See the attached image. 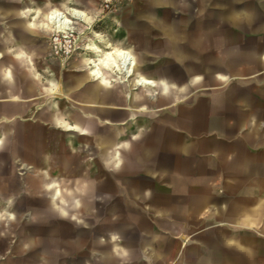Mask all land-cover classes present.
<instances>
[{
  "label": "crops",
  "instance_id": "1",
  "mask_svg": "<svg viewBox=\"0 0 264 264\" xmlns=\"http://www.w3.org/2000/svg\"><path fill=\"white\" fill-rule=\"evenodd\" d=\"M32 1L0 0V15L11 19L12 15H19L27 21L31 31L43 35L51 33L49 16L53 10L63 11L70 17L73 10H78L85 12L86 16L83 20H75V25L81 22L90 26L89 36L86 37V43L79 47L83 52L79 55V61L71 66L72 73L54 69L52 66L56 65L45 63L46 53L35 54V59L39 61L35 65L29 64L27 61L29 56L19 49L2 56L1 60L5 63L0 64L3 66L0 67V154L3 152L8 154L11 150L15 158L25 159L30 164L44 163L43 170L38 171L40 180L31 179V186L36 191L43 189L46 192L48 200L53 204L52 211L59 218L75 224L77 223L75 211L82 213L86 209L81 201L85 186L79 179L75 188L69 186L67 183L69 176L64 175L71 170L67 168L66 163H77L82 160L78 171L84 170L96 175L98 187L103 180L111 181L105 178L109 175L126 178L154 176L156 184L160 185L154 201L163 209H171L173 214L162 222L150 223L168 237L177 238L174 240L176 245L169 253L165 264H184L185 252L189 257L193 256L192 262L189 260L188 264H199L201 260L204 264H264V235L226 239L222 241L226 250L218 252V255L206 251L199 256L190 247L191 244L196 245L198 241L181 242L183 235L180 233L189 225L191 219L195 225V212L199 216L201 211L208 208L234 211V222L228 223L232 226L259 225L258 220L264 221V183L259 185L262 187L260 192L252 189V186L249 187L258 177L259 168L250 167L251 161L244 158L242 150L243 147H247L252 151H258V148L264 147V120L261 123L263 135L259 138L252 136L253 133H258L260 128L257 98L264 96V82L255 93L239 82L262 75L264 81V72L254 76L264 71V52L260 63L258 58L247 51L259 66L246 76L236 66L231 67V70L228 67L229 63L219 61L226 65L229 73L234 72L233 75L239 77L231 82L236 88L233 95L226 92L228 81L221 72H217L218 74L211 78L208 67H204L207 72L209 71L206 74L207 79H212V83L206 85L201 84V78L206 71L194 73V90L200 92L193 100L194 95L191 92L184 91V87H179L167 76L157 77L137 66L136 56L132 51L134 45H138L139 48L143 47L153 53L147 47L153 38L164 37L167 41L173 38L175 44L183 45L177 42L182 37L180 17L176 13L181 5L180 0L177 2L139 0L137 6L140 9L129 11L123 21L132 38V45L122 41L113 42L92 29L93 19L86 10L70 7L67 2L62 9H54L44 0H41L42 8H35ZM205 2L217 6L214 12L219 19L225 20L230 15L236 16L244 12L247 19L253 16L252 9L245 11L241 8L230 14H218V9L224 10L223 4L217 3L216 0ZM236 4L243 3L236 0ZM131 29L145 34L144 43L140 35L136 38L131 34ZM154 29L157 31L155 35L148 32ZM210 30L209 25L204 26L203 35L209 34ZM241 34L242 32L239 33ZM93 45L103 51L122 50L130 54L134 61V66L130 67L133 69L132 74L111 68L110 70L99 63V54L92 50ZM252 49L257 48L251 47L250 50ZM88 56H92V60L97 61V66L102 67L101 77L93 73L94 67L88 62ZM200 60L211 63V60ZM10 61L12 64H9ZM32 66H37V69ZM44 71L48 72V76ZM144 81L149 83H143ZM210 85L218 88L201 90L202 87ZM132 86H137L139 91H132ZM19 93L27 98H19ZM149 94L159 96L156 102L160 106L167 105L172 99L183 97L178 101L181 111L177 124L158 122L159 119L167 118L168 109L152 111L145 107L139 108L141 106L139 104L149 99ZM247 94L250 95V99L246 98ZM41 98L44 99L34 105L24 104ZM209 101L219 102L212 110L205 109L204 105ZM185 107L193 108V114L187 116L184 113ZM141 117L147 119L146 122H140ZM16 119L32 123L16 125L14 122ZM124 122L127 123L123 124ZM134 124L135 130L131 131ZM168 131L195 138L196 141L184 144L170 141L167 139L168 135L171 136ZM228 131L236 133L232 135ZM18 133L26 139L24 145H21V150L16 143ZM243 134L246 138L239 139L238 136ZM242 141L246 144L244 145ZM232 147L238 148V151L231 153ZM167 150L180 152L184 157H192L191 161L176 162L177 167L184 164L186 168L184 174L169 177L162 173V169L170 164L158 161V158ZM99 169L106 172L102 177H99ZM46 174L49 177H46ZM217 181H221L219 189L214 186ZM111 183L117 188L118 184L113 181ZM115 190L110 189L105 193H114ZM184 193L187 194L185 203L179 202L177 195ZM213 196L215 198H212ZM106 198L108 200V197ZM10 208V199L6 202L0 200V219L12 215ZM147 211V208H144V212ZM172 232L179 235H172ZM128 240H132V237L129 236ZM258 243L262 244L260 249L256 245ZM160 252L163 253L164 249ZM111 260L113 259L107 263L110 264Z\"/></svg>",
  "mask_w": 264,
  "mask_h": 264
},
{
  "label": "rangeland",
  "instance_id": "2",
  "mask_svg": "<svg viewBox=\"0 0 264 264\" xmlns=\"http://www.w3.org/2000/svg\"><path fill=\"white\" fill-rule=\"evenodd\" d=\"M44 1L49 7L54 9H62L64 3L67 2V5L70 7L88 11L93 19L92 29L102 33L113 42L122 41L128 45H132V38L129 36L123 21L129 11L134 12L140 9L137 6L138 2H140L139 0ZM238 1L239 3L251 4L253 15L251 19L245 17V12L238 13L236 16L230 15L225 20L219 19L214 12V8L217 6L213 3L208 4L203 0H180L181 5L176 12L180 19L185 15H191L193 19L181 25L183 38L181 37L177 42L188 45L190 50L194 52L193 56L195 57L211 60V62L224 60L229 63V68H235L236 66L246 76L256 70L259 64L255 58L245 52L249 51L251 47L261 49L264 46V0ZM32 2L35 8L43 7L41 0H33ZM206 25H209L211 30L209 34L203 35V29ZM73 28L69 34H43L47 46L44 62L49 65H56L52 67L57 70H66L68 73H72L73 69L71 66L79 61V55L83 52L79 47L86 43L90 26L81 22L75 25L74 20ZM240 32H242L241 35H239ZM147 47L153 53H158L159 55L163 53L166 55L169 51V42L164 37L153 38V41ZM165 65L166 60L164 59L154 66ZM44 74L48 76V72L44 71ZM239 82L255 93L264 81L262 75L255 79L248 78ZM15 94L18 93L15 92ZM4 97L1 96V98ZM19 98L25 99L27 97L19 93ZM43 99L31 100L24 104L34 105ZM257 109L260 128L258 133H253V138H259L263 135L261 123L264 120V96L257 98ZM139 120L144 123L147 119L141 117ZM14 122L16 125L32 123V121H25L23 119H16ZM136 122L139 121L136 120ZM134 126L135 124L132 125L131 131L135 130ZM228 132L232 133V135L236 133L235 131ZM18 134L16 143L19 146V150H21V145H24L26 139L20 133ZM238 137L241 140H244L242 138H246L244 134ZM242 143L246 144L245 141H242ZM242 150L244 158L251 161L250 167L254 168L258 166L259 168L258 177L249 187L252 186V189L255 188L257 192H260L262 191V187L260 186L264 183V147L258 148V151H252L247 147H243ZM234 151H238V148L232 147L231 153H234ZM7 155L6 152L0 154V200L6 202L10 199L12 215L9 218L3 217L0 219V264H81L84 252L89 247L88 239L76 238L73 235L75 223L63 220L55 213L42 207L41 198L38 197L36 190L30 184L28 176L24 173L25 168L19 163L15 164L9 160ZM99 170V177L105 175L106 172L103 169ZM243 181L245 182V180ZM16 182L24 183L19 195V204L22 205L28 202L36 206L35 210H32V208L19 209L18 213L14 212L12 191ZM214 186L219 189L221 181L214 183ZM99 188V193H105V191L110 189H116V185L106 179L101 181ZM177 198L179 202L185 203L187 194H178ZM212 198L215 197L213 196ZM102 200L105 201L107 198L105 197ZM100 202L103 204V201ZM128 213L136 214L138 212L132 209ZM195 213V225H193V219H191L192 221L189 225L185 226L183 231L180 232L183 235L181 242L184 240H187L188 243L192 241H204L208 247L207 251L213 252L216 255H218V252L226 250L220 239L223 233L228 234V239L232 240L251 235H264V221L258 220L259 225H229V222H234V211H218L208 208L201 211L198 214L199 216H197V212ZM143 220L147 222L148 219L144 218ZM48 224L55 226L54 233L48 234L46 232ZM27 234L33 236L35 245L33 247L27 244L17 245V239ZM172 235H179V233L172 232ZM256 245L259 248L262 244L258 243ZM190 247L195 251V244H191ZM94 258L95 264H98L99 258L97 254H94ZM216 261L217 259L214 260V262Z\"/></svg>",
  "mask_w": 264,
  "mask_h": 264
},
{
  "label": "water",
  "instance_id": "3",
  "mask_svg": "<svg viewBox=\"0 0 264 264\" xmlns=\"http://www.w3.org/2000/svg\"><path fill=\"white\" fill-rule=\"evenodd\" d=\"M143 2H152L154 0H142ZM172 2H177L178 0H170ZM208 1V0H203ZM217 3L223 4L224 10H217L218 14H230L236 11L237 8H241L245 11H250L252 9L251 4L243 3L236 4V0H216ZM18 8V7H17ZM11 18L3 17L0 15V64L5 61L1 60L2 56L6 53H11L13 50H20L24 54L29 56L27 60L29 64L35 65L38 60L35 59V54H44L47 51V46L45 44V38L40 33H35L28 28V23L19 15H12ZM193 19L190 15H185L180 19L182 24L189 22ZM181 27V26H180ZM131 34L134 37L139 35L142 37V43H144L145 34L139 33L136 29H131ZM149 33L155 35L157 31L150 30ZM170 50L166 55L158 53H150L145 48H139L138 45H134L133 52L136 56V65L141 66L146 72L154 74L157 77L167 76L169 80L177 84L179 87H184V91L191 92L194 98L198 97L200 90H194V73L206 71L204 67H208V71L211 78L212 76L221 72L224 74L228 81V88L226 92L228 95H233L236 91L234 85L231 83L235 79L239 78L233 74L229 73L226 65L223 62L212 61L211 63L203 62L199 58H194V52L190 50L188 45H177L174 43V39L170 38ZM250 54L258 58L259 62L262 63L261 56L264 52V46L261 49H252L248 51ZM248 52H245L246 54ZM34 56V57H33ZM166 60L165 66H154L161 60ZM9 64H12L10 61ZM3 67V66H0ZM12 68L13 66H7ZM37 69V66H32ZM202 76L201 84H211L212 79H207L206 74ZM254 74L258 76L263 73ZM41 75L40 72H38ZM129 77V76H127ZM174 77V78H173ZM132 91L138 92L139 88L137 86H132ZM216 86H204L201 90H212L216 89ZM149 99L144 100V103L139 108L145 107L152 111H160L162 109H168L169 113L166 119H159L158 122L163 124H177L179 114L181 111V106L178 105L183 97H178L172 99L165 106H160L157 103L158 95H150ZM250 95L247 94L246 98ZM127 100H129V93H127ZM219 101H209L205 103V109H213ZM186 108V107H185ZM187 116L193 114V108L187 107L184 110ZM247 115H249L247 113ZM124 122L123 124H126ZM168 129V127L166 128ZM169 130V129H168ZM171 136L167 137L170 141H176L180 144L193 143L196 141L195 138H190L188 136H182L177 134H172L168 131ZM173 135V136H172ZM11 138H8V140ZM180 153V152H179ZM176 151H164L158 158V161L168 162L169 166H164L161 171L166 176H174L175 174L186 172V168L183 165L177 167L176 162H187L191 161L192 157H184L183 154H179ZM8 159L15 164H20L25 168V175L28 179H39L38 171H42L44 163L40 162L36 164H30L25 159L15 158L12 151L8 152ZM161 157V158H160ZM66 163L67 168L71 171H67L64 176H69L67 183L70 187L75 188L78 179L83 182L85 186L84 195L81 197L82 204L86 206L84 212L75 211L76 214V224L74 228L73 235L78 239L87 238L89 241V247L84 252V256L81 264H95L94 254H97L99 261L98 264H108L107 261L110 259L112 262L110 264H165L169 253L176 245L174 240L177 238H170L165 233H162L155 229L150 222H162L166 218L172 216L173 211L169 208H161L158 206L155 199V194L159 191V186L156 184V178L154 176H142L138 178H126L117 175H109L108 177L111 181L118 184L114 193H99L100 188L98 187V179L96 175H91L86 171H78L80 163ZM173 164V165H171ZM175 164V165H174ZM45 170V169H44ZM47 171V170H45ZM78 171V172H77ZM166 171V173H164ZM65 172V170H63ZM161 173V172H160ZM46 177L49 175L46 174ZM104 178V177H103ZM40 180V179H39ZM83 180V181H82ZM177 181V180H176ZM24 183L16 182L13 187V200H14V212L18 213L19 209L25 210L30 209L35 210L36 206L25 203L19 204V195ZM168 189H170L168 187ZM173 190V189H170ZM38 197L42 200V207L46 210L54 213L52 211L53 204L52 201L48 200V195L43 189L36 191ZM151 197L149 198V196ZM103 197H108V200H102ZM103 201V204L100 202ZM144 208H147V212H144ZM134 209L138 213L132 214L128 213L130 210ZM101 212V214H99ZM186 212H183V214ZM148 219L147 222L143 219ZM185 217L182 218L184 220ZM46 232L52 234L55 232V226L48 224ZM131 236L132 240H128ZM229 238V235L223 233L220 237L222 241ZM27 244L30 247L35 245L33 236L22 235L17 239V245ZM189 245V244H188ZM188 245H185L186 247ZM17 247V246H16ZM184 248V246H183ZM117 249L119 251H117ZM161 249L164 252L161 253ZM208 249L204 241H198L196 243L195 254L202 256L204 252ZM192 250V249H191ZM187 251V250H186ZM115 257V258H114ZM151 258V260L149 259ZM192 257H189L185 252L183 261L184 264H188L189 260L192 262ZM147 259V261H146ZM199 264H204L201 260Z\"/></svg>",
  "mask_w": 264,
  "mask_h": 264
},
{
  "label": "bare ground",
  "instance_id": "4",
  "mask_svg": "<svg viewBox=\"0 0 264 264\" xmlns=\"http://www.w3.org/2000/svg\"><path fill=\"white\" fill-rule=\"evenodd\" d=\"M50 14V13H49ZM86 13L78 10H73L72 16H68L63 11L53 10L49 16V22L51 25V33H62L69 34L73 28L74 20H83L85 19ZM35 25V24H34ZM49 26V25H48ZM92 47V46H91ZM92 50L98 52L99 60L98 62L108 67L109 69H115L117 71L125 72L132 74L131 66H134L133 58L127 52L122 50H110L103 51L98 48L96 45H93ZM88 62L93 65V73L101 77L102 72L100 66H97V61L92 60L89 56ZM110 69V70H111ZM124 74V75H125ZM143 83H149L144 81Z\"/></svg>",
  "mask_w": 264,
  "mask_h": 264
},
{
  "label": "built area",
  "instance_id": "5",
  "mask_svg": "<svg viewBox=\"0 0 264 264\" xmlns=\"http://www.w3.org/2000/svg\"><path fill=\"white\" fill-rule=\"evenodd\" d=\"M109 1V0H108Z\"/></svg>",
  "mask_w": 264,
  "mask_h": 264
}]
</instances>
